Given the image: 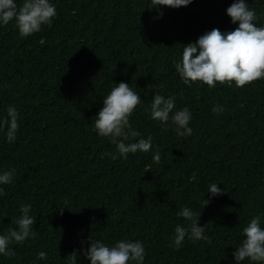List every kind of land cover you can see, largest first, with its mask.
Returning <instances> with one entry per match:
<instances>
[{
  "label": "trees",
  "instance_id": "obj_1",
  "mask_svg": "<svg viewBox=\"0 0 264 264\" xmlns=\"http://www.w3.org/2000/svg\"><path fill=\"white\" fill-rule=\"evenodd\" d=\"M52 2L56 15L38 32L20 37L11 21L0 26V116L8 105L19 114L13 142L0 132V171L15 170L0 185V232L14 227L22 203L31 205L36 231L11 243L14 254L0 255V264H70L73 250L76 264H89L81 249L96 239H139L143 264H235L242 228L257 214L264 227V78L186 86L173 64L205 31L237 27L225 12L233 0L179 8L151 7V0ZM247 3L254 23L264 24V0ZM121 81L142 101L131 128L152 145L112 160L102 153L115 146L92 121ZM154 93L188 107L189 136L149 118ZM214 104L223 111L212 112ZM213 182L223 191L203 207ZM181 206L195 212L207 239L185 238L174 248V227L187 223L176 215Z\"/></svg>",
  "mask_w": 264,
  "mask_h": 264
},
{
  "label": "clouds",
  "instance_id": "obj_2",
  "mask_svg": "<svg viewBox=\"0 0 264 264\" xmlns=\"http://www.w3.org/2000/svg\"><path fill=\"white\" fill-rule=\"evenodd\" d=\"M152 6H167L179 8L187 6L191 0H151ZM52 0H0V26L10 21L20 37L29 36L40 30L41 25L50 23L56 15ZM230 22L237 24L231 31L221 32L213 28L205 31L196 41L183 46L178 60H174L175 73L186 86L193 83L214 87L216 83L241 87L259 78H264V24L257 26L253 9L249 8L247 0H233L225 9ZM102 107L92 121L93 130L98 137L107 138L114 146V152L102 153L115 160L117 157L126 159L127 154L137 151L147 152L152 145L151 136L141 137L139 132L132 130L129 117L134 108L142 103L137 91H133L128 83H114L108 93L102 97ZM175 109V110H174ZM149 118L158 121L162 127L169 123L178 136L187 137L192 129L188 126L192 119L188 107L175 108L174 95L154 93L147 109ZM212 112H222V105H213ZM5 115L0 116V132L4 133L7 142L16 139L18 129V111L14 105H8ZM129 137H138L131 141ZM127 141V142H126ZM160 154L154 152L152 159L158 161ZM14 169L0 171V185L8 184L13 179ZM3 189L0 188V191ZM223 189L217 183L207 186L209 199H203V207L210 203L213 196ZM30 204L19 205V215L15 217L5 231L0 232V255H13L9 246L13 242H23L26 238L36 235L33 230L34 218L30 215ZM183 217L186 224H176L173 230L172 247L179 248L187 238L192 242L205 240L203 226H198L195 212L186 206H181L176 213ZM242 239L232 253L235 264L247 260L249 264H264V227L261 214L250 218L241 230ZM81 254L89 264H143L145 248L139 240L120 239L109 245L99 239L90 240L87 249H81ZM40 259L46 258V253L37 254ZM70 264H76L77 252L68 255Z\"/></svg>",
  "mask_w": 264,
  "mask_h": 264
}]
</instances>
